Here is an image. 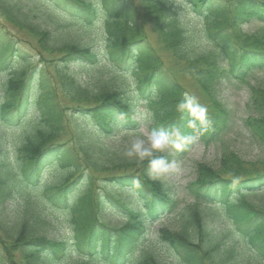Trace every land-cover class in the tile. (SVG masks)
Returning a JSON list of instances; mask_svg holds the SVG:
<instances>
[{"label": "trees", "instance_id": "16d2710c", "mask_svg": "<svg viewBox=\"0 0 264 264\" xmlns=\"http://www.w3.org/2000/svg\"><path fill=\"white\" fill-rule=\"evenodd\" d=\"M36 4L0 0V15L30 34L36 51L58 55L50 76L27 58L19 67H8L6 59L19 50L0 29V71H8L0 87V127L17 125L12 154L0 141V204L11 200L17 207L12 208L11 226L0 218V264H264V204L250 199L264 191V159L246 162L224 149L216 166L197 163L196 178L186 187L193 202L179 208L174 188L146 175L147 160H131L124 155L127 146L110 144L117 135L136 134L140 122L135 117L144 110L152 114L151 130L175 126L190 138L179 150L169 146L179 158L196 141L208 146L226 133L235 115L216 97L217 86L231 78L249 85L252 73L264 71V0ZM192 12L196 16L189 17L194 21L189 24L183 16ZM64 15L79 28L82 22L99 24L102 50L80 43ZM251 21L260 22L259 29L243 31ZM146 25L179 75H190L210 103L206 107L195 99L206 108L195 128L188 127L193 119L188 111L177 109L193 96L165 68ZM204 42L213 47L207 49ZM248 91L243 126L264 147V85L250 84ZM44 170L55 173L54 183H40ZM97 175L102 178L96 187ZM45 201L65 205L71 239L47 237L45 227L54 220ZM175 212L171 228L149 230ZM2 213L0 208V217ZM105 216L122 222L111 228ZM214 216L226 219L230 231L217 230Z\"/></svg>", "mask_w": 264, "mask_h": 264}, {"label": "rangeland", "instance_id": "374dc122", "mask_svg": "<svg viewBox=\"0 0 264 264\" xmlns=\"http://www.w3.org/2000/svg\"><path fill=\"white\" fill-rule=\"evenodd\" d=\"M20 2V4L26 6V7H33L36 6L37 1H48V0H17ZM231 3L234 0H223L224 3ZM193 15V17L196 16L195 13L189 14V16H183L184 20L192 24L194 23L193 19L191 20L189 17ZM66 18H64V21L66 24L70 26V30L72 32V35L77 38V40L80 43L86 44V45H93L95 46V49H101L102 50V42L100 40V30L99 24L92 26H87L85 23L82 22L79 28V25L69 16L64 15ZM78 26H77V25ZM86 26V27H85ZM199 23L197 28H199ZM261 26L260 22L257 21H251L249 23H245L242 26L243 31L245 32H256L259 27ZM0 29L6 31V35L11 37L13 41L16 43V46L19 51H15L12 55L8 56L6 59V65L8 67H19L23 65V63L20 62L23 58H27L32 60L31 66H37L38 68L44 67L46 69L47 74L50 76L52 72V67L54 63L58 59V55H49L47 53H42L41 51H36V43L35 40L32 38V36L24 31L18 30L14 26H12L10 23L6 22L4 17L0 15ZM146 29L149 33L148 39L152 44L155 46L156 50L159 52L161 58L164 61L165 68L170 71L171 74H175L178 76L177 80L182 84L184 91L187 94H190L193 96L200 104H203L207 107V104H210L209 101L204 97V95L201 93V91L194 85V83L190 80V75H179V69L174 66L172 60L169 58L168 55L165 54V51L161 49V45H159L157 41V37L154 33L151 31V27L146 25ZM204 45L207 49L212 48V44L208 42H204L201 44ZM100 50V51H101ZM220 61V64L223 66H227V62L222 60L221 57L218 58ZM6 68V67H5ZM91 71H94V68L91 69ZM8 71H0V87L2 82L4 83L8 78ZM237 79H232V81H221L219 85L217 86L216 90V97L220 99L224 104H226L234 113L235 118L233 120L232 126H230L229 130L226 131L221 137H218L217 140H215L213 143H211L208 146H204L201 143L197 142L195 146L192 148V150L183 158H177L176 156L170 155L169 152H164L168 156V160L171 162H175L178 165V171L170 172L166 176H164L162 179L163 181H166L169 183L175 191V195L177 200L179 201V208H183L186 205L192 204L193 198L186 192L185 186L192 180L195 179V165L199 162L208 163L211 165L216 166L218 162L219 155L222 150L229 149L231 151H234L236 154H238L241 159H243L246 162H262L264 159V147L260 146L255 140H253L246 129L243 126V120L248 115V108H247V102H248V96H249V85L250 84H256L260 83L264 85V71H257L252 73L249 78L246 80L249 85L240 83ZM240 80V79H239ZM207 103V104H206ZM139 118L141 126L140 129L143 128L145 131H149L150 129V122L143 121L140 118V115L137 116ZM12 124V123H11ZM17 128V125H8L5 128L0 127V141L4 140L3 148L8 150L10 154L15 150V145L17 144V136L14 129ZM139 133H128L123 135H117L113 139L110 140V144L113 145H122L127 146L130 144L131 140L134 138V136L139 135ZM2 139V140H1ZM108 174H104V176H107ZM102 178V175L95 176V185L98 186V180ZM56 180L55 173L49 170H44L41 173L40 176V183L41 184H52ZM81 186V183L79 182L77 185L73 186V191L77 190ZM72 191V192H73ZM79 191V190H78ZM77 191V192H78ZM251 200L258 204H264V191L260 193H255L250 197ZM131 202V201H130ZM65 205H57L54 201H52V204L45 201V208H51L53 209V212L51 214L53 218L52 221H48L49 224L46 225V235L49 238H58L63 237L66 239H70L72 237V231L69 224L66 223V215L67 211L64 208ZM204 207V205H202ZM216 208V206H213ZM0 208L3 210V215L0 217L2 219V222L7 226H11L13 223V213L12 208H17L14 201L11 200H5L0 204ZM205 208H211L208 205H205ZM58 210L59 212L55 211ZM177 214L174 213L172 215L164 216L161 218L158 222L155 223L153 226V229L151 230H158L161 227H167L171 228V225L173 224L174 220L176 219ZM212 222V225L217 229L223 228L225 231H230V223L226 221L224 218H220L217 216H214ZM117 224V223H116ZM244 249V248H243ZM243 249L239 247V251H241V254L243 252ZM1 252V251H0ZM12 257L17 262L21 263L19 259V255L17 252L12 253ZM247 257V256H246ZM73 264V263H72Z\"/></svg>", "mask_w": 264, "mask_h": 264}, {"label": "clouds", "instance_id": "9594fccd", "mask_svg": "<svg viewBox=\"0 0 264 264\" xmlns=\"http://www.w3.org/2000/svg\"><path fill=\"white\" fill-rule=\"evenodd\" d=\"M177 109L187 110L189 116L193 117L188 121V127L195 128L196 120H204L206 108L197 105L193 97H185L184 101L177 105ZM140 118L147 122L151 120L152 114L150 111L144 110L140 113ZM174 137L176 140H173ZM189 139V137L181 136L179 128L175 126L171 128V131L165 129L145 131L141 128L140 134L134 136L125 149L124 155L140 163L147 160L146 175L152 179H162L168 173L178 171V165L158 153L166 152L170 145L179 150L182 143Z\"/></svg>", "mask_w": 264, "mask_h": 264}]
</instances>
